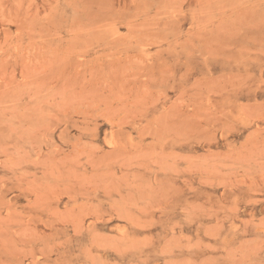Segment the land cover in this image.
<instances>
[{
    "label": "rangeland",
    "instance_id": "rangeland-1",
    "mask_svg": "<svg viewBox=\"0 0 264 264\" xmlns=\"http://www.w3.org/2000/svg\"><path fill=\"white\" fill-rule=\"evenodd\" d=\"M0 264H264V0H0Z\"/></svg>",
    "mask_w": 264,
    "mask_h": 264
}]
</instances>
